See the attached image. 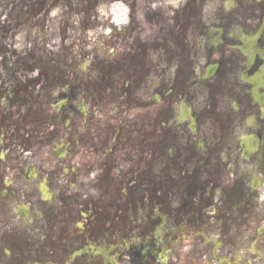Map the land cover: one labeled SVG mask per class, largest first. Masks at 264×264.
Listing matches in <instances>:
<instances>
[{
  "label": "flooded vegetation",
  "instance_id": "flooded-vegetation-1",
  "mask_svg": "<svg viewBox=\"0 0 264 264\" xmlns=\"http://www.w3.org/2000/svg\"><path fill=\"white\" fill-rule=\"evenodd\" d=\"M125 1L0 34V264H264V0Z\"/></svg>",
  "mask_w": 264,
  "mask_h": 264
},
{
  "label": "rangeland",
  "instance_id": "rangeland-1",
  "mask_svg": "<svg viewBox=\"0 0 264 264\" xmlns=\"http://www.w3.org/2000/svg\"><path fill=\"white\" fill-rule=\"evenodd\" d=\"M56 26V24H52V28H54Z\"/></svg>",
  "mask_w": 264,
  "mask_h": 264
}]
</instances>
